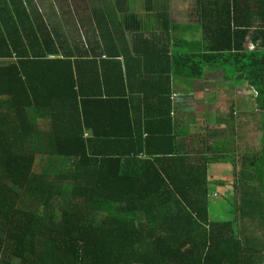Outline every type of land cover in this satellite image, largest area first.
I'll return each mask as SVG.
<instances>
[{"label":"trees","instance_id":"16d2710c","mask_svg":"<svg viewBox=\"0 0 264 264\" xmlns=\"http://www.w3.org/2000/svg\"><path fill=\"white\" fill-rule=\"evenodd\" d=\"M96 1L82 33L0 0V264H264V0H181L188 27L159 0H119V24ZM216 72L252 91L262 134L241 153L238 207L211 217L212 159L144 123L131 95L151 91L163 127L172 81Z\"/></svg>","mask_w":264,"mask_h":264},{"label":"crops","instance_id":"0c3cea01","mask_svg":"<svg viewBox=\"0 0 264 264\" xmlns=\"http://www.w3.org/2000/svg\"><path fill=\"white\" fill-rule=\"evenodd\" d=\"M57 1L33 0L34 6L32 7L36 8L43 15V23L45 25H48L49 28L55 25L59 30L63 31L77 30L83 33L85 29L92 30L94 27L93 9H91V14H88V18H86L82 17V10H77V14H75L73 6H70V9H61V4L56 3ZM118 2L119 0H104V4L100 3V5H103L101 9L108 22L112 21L119 24L121 11L117 8ZM62 3L66 4V2ZM89 5L91 6V4ZM106 5H109L111 8H104ZM177 24L184 27L191 25L189 22H178ZM120 28L123 30V27ZM98 60V62L106 60L105 54H102ZM1 62L3 63V61H0V64H2ZM220 76V73L216 72L214 75L209 74L208 78L196 80L179 78L172 81V96L176 94L178 96L174 97V99L171 97L173 108L171 110L172 122L163 127L159 119L162 115L166 116L167 110L163 107L161 101L159 102V99L150 97L153 95L151 91H144V96L139 104H137L136 96L131 95L135 98L131 106H138L141 110L147 112V120L144 123L152 121L157 133L164 131L176 135L177 143L180 148L182 147L184 153L190 154L189 156L200 153L198 157L201 158V151L204 150V158H210L213 161L207 167L208 187H215L210 190L211 192L226 194L227 201H229L237 195H235V192H238V188L235 189L234 187H238L239 173L242 168L240 162L241 153L243 151H251L245 147V149L241 148V144L244 146V143L241 141L245 134L241 120L244 115L256 114V104L253 94L249 93L245 83H241L238 80L226 83L218 79ZM206 87L209 88V94L204 92ZM244 105L246 106L243 107ZM144 123L143 125H146ZM257 127L260 134H262L259 121ZM228 132H232V135L237 139L241 138L238 141L239 146H237V151L230 152L229 146L230 144L232 146L234 139L228 135ZM146 133L145 131L144 134L146 135ZM229 155L235 158L237 169L233 168L232 173L221 170L224 174L221 172L218 174V171L214 170L213 164L228 165V163L223 162V159ZM216 171L217 178L215 179L219 180L221 177L226 176L228 181L233 185L218 183L214 179L210 181V177ZM220 185L221 187H219ZM231 188H233L234 194H230Z\"/></svg>","mask_w":264,"mask_h":264},{"label":"rangeland","instance_id":"374dc122","mask_svg":"<svg viewBox=\"0 0 264 264\" xmlns=\"http://www.w3.org/2000/svg\"><path fill=\"white\" fill-rule=\"evenodd\" d=\"M89 4L95 6L97 1L96 0H87ZM142 1V4H140V6L138 8L139 11H143L144 9H146V7L148 6V1L146 0H141ZM159 3L160 5H170V8H171V19H172V22L174 23H178V22H193L191 20H188V14L190 13L189 10H193V8H188V4H185V3H182L181 0H159ZM63 6H73L74 7V12L75 14H77V10H82L83 11V15L82 17H87L88 14H91V9L93 8V6H86L85 2L82 1V0H75V1H72L71 3H66V4H63ZM77 17H79L77 15ZM250 91V90H249ZM204 92L209 94L210 91H209V88L206 87L204 89ZM252 92V91H251ZM250 93V92H249ZM246 105H244L243 107H245ZM256 111V110H255ZM256 113V112H255ZM260 114L256 113L254 115V113H252L251 115H244L243 118H242V123H243V126H244V129H245V134L243 135V140L241 141L242 143H244V146L243 144H241V148H246V149H250L251 151H256V152H259L260 149H261V134L260 132L258 131V127L256 128V126L258 125V121L260 122ZM41 122V121H40ZM239 125V123H238ZM233 133L231 132H228V135L232 137L233 140V143H232V146L230 144L229 146V149L231 150L230 152H234V151H237V146H239V142L241 140L240 139H237L235 138V136L232 135ZM244 148V149H245ZM214 166V170H217L218 171V174L223 173L224 172H229V173H232L233 172V166L228 164V165H223V164H213ZM225 166V167H224ZM223 170V171H221ZM217 171L213 174L212 177H210V181L211 180H215L216 182L218 183H223V184H230V185H233L231 182L228 181V179L226 178V176L224 177H221V179L217 180L215 178H217ZM234 182V181H232ZM221 187V185L219 186ZM235 192V190H234ZM212 196L209 197V213L212 217V214H216V210L218 208V206H221L223 204H226V206H232V207H238V203L241 202L240 200V197L237 196V199H238V202H236L235 198H231L228 203H224L223 201H227L226 198H219V192H211L210 193ZM230 194H234L233 193V188H231V191H230ZM237 193L235 192V195ZM225 199V200H224ZM229 199V198H228ZM238 216L239 215V212H238ZM248 221H254L253 218H247ZM237 227L239 225H236Z\"/></svg>","mask_w":264,"mask_h":264},{"label":"clouds","instance_id":"9594fccd","mask_svg":"<svg viewBox=\"0 0 264 264\" xmlns=\"http://www.w3.org/2000/svg\"><path fill=\"white\" fill-rule=\"evenodd\" d=\"M178 95L176 94L175 96H172V99H174V97H177Z\"/></svg>","mask_w":264,"mask_h":264}]
</instances>
